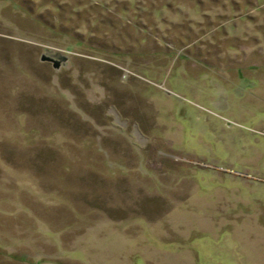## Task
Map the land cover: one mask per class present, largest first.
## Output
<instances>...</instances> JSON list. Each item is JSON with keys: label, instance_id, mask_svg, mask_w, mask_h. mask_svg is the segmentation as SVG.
Masks as SVG:
<instances>
[{"label": "rangeland", "instance_id": "rangeland-1", "mask_svg": "<svg viewBox=\"0 0 264 264\" xmlns=\"http://www.w3.org/2000/svg\"><path fill=\"white\" fill-rule=\"evenodd\" d=\"M0 264H264V0H0Z\"/></svg>", "mask_w": 264, "mask_h": 264}, {"label": "water", "instance_id": "water-1", "mask_svg": "<svg viewBox=\"0 0 264 264\" xmlns=\"http://www.w3.org/2000/svg\"><path fill=\"white\" fill-rule=\"evenodd\" d=\"M40 59L50 62L54 68L58 69L61 65L67 62L68 56L59 51L46 49L45 53L41 55Z\"/></svg>", "mask_w": 264, "mask_h": 264}]
</instances>
